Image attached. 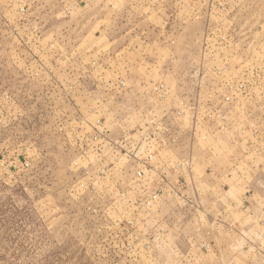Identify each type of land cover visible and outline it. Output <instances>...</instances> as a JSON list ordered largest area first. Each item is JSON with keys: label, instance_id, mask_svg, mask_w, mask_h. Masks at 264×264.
Instances as JSON below:
<instances>
[{"label": "rangeland", "instance_id": "rangeland-1", "mask_svg": "<svg viewBox=\"0 0 264 264\" xmlns=\"http://www.w3.org/2000/svg\"><path fill=\"white\" fill-rule=\"evenodd\" d=\"M0 264H264V0H0Z\"/></svg>", "mask_w": 264, "mask_h": 264}]
</instances>
